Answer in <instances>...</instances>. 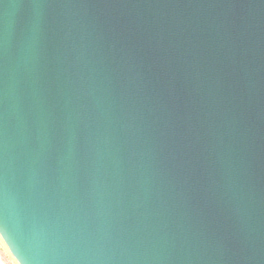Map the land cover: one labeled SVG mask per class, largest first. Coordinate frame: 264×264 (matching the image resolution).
<instances>
[{
	"label": "water",
	"instance_id": "1",
	"mask_svg": "<svg viewBox=\"0 0 264 264\" xmlns=\"http://www.w3.org/2000/svg\"><path fill=\"white\" fill-rule=\"evenodd\" d=\"M0 236L264 264V0H0Z\"/></svg>",
	"mask_w": 264,
	"mask_h": 264
},
{
	"label": "clouds",
	"instance_id": "2",
	"mask_svg": "<svg viewBox=\"0 0 264 264\" xmlns=\"http://www.w3.org/2000/svg\"><path fill=\"white\" fill-rule=\"evenodd\" d=\"M0 247H6L4 245L2 236H0ZM0 264H19V262L14 257H12L11 253L9 252L7 258L3 254H0Z\"/></svg>",
	"mask_w": 264,
	"mask_h": 264
},
{
	"label": "crops",
	"instance_id": "3",
	"mask_svg": "<svg viewBox=\"0 0 264 264\" xmlns=\"http://www.w3.org/2000/svg\"><path fill=\"white\" fill-rule=\"evenodd\" d=\"M4 245L6 246L5 242ZM10 252V250L7 249L6 247H0V254H3L6 258L8 256V253ZM11 253V252H10ZM12 255V254H11ZM13 257V256H12Z\"/></svg>",
	"mask_w": 264,
	"mask_h": 264
},
{
	"label": "rangeland",
	"instance_id": "4",
	"mask_svg": "<svg viewBox=\"0 0 264 264\" xmlns=\"http://www.w3.org/2000/svg\"><path fill=\"white\" fill-rule=\"evenodd\" d=\"M8 249V248H7Z\"/></svg>",
	"mask_w": 264,
	"mask_h": 264
}]
</instances>
